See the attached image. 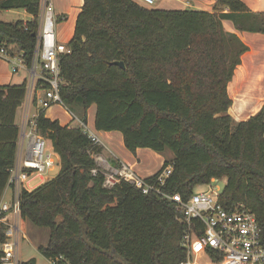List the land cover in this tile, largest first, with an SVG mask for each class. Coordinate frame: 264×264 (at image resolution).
Instances as JSON below:
<instances>
[{"label": "trees", "instance_id": "16d2710c", "mask_svg": "<svg viewBox=\"0 0 264 264\" xmlns=\"http://www.w3.org/2000/svg\"><path fill=\"white\" fill-rule=\"evenodd\" d=\"M212 1V12H205L147 9L133 0H83L67 44L70 53L59 56L60 97L85 123L87 110L95 106V130L119 132L132 154L169 151L172 158L146 178L150 183L171 166L162 188L168 194L186 199L197 186L225 179L221 205L242 204L253 213L264 245V112L240 122L228 114L227 86L248 48L222 26L227 20L238 31L264 35V13L251 12L241 0ZM39 9L40 0H0V11L23 10L32 17L0 21V47L21 55L25 65L35 48ZM25 95L24 82L0 86V201L16 160L15 113ZM35 125L60 160L55 177L19 194L21 224L49 232L47 244L37 249L44 259L53 264L185 260L184 226L171 203L124 182L103 188L102 170L93 159L101 146L77 127L47 119L45 111L38 112Z\"/></svg>", "mask_w": 264, "mask_h": 264}, {"label": "built area", "instance_id": "2783aa9c", "mask_svg": "<svg viewBox=\"0 0 264 264\" xmlns=\"http://www.w3.org/2000/svg\"><path fill=\"white\" fill-rule=\"evenodd\" d=\"M138 5L151 9L159 0H133ZM39 26L35 48L29 65H25L21 55L12 56L0 47V59L7 62L13 75L25 71L27 79L24 104V117L19 127L17 150L26 146V156L19 159L9 171L6 188L10 190V198L0 201V230L3 229V242L0 245L1 264H19V236L24 238L20 225L19 194L21 190L29 191L28 185L38 179L48 181V174L60 168V160L53 151L50 142L36 131L35 119L39 111L54 106L66 110L60 97L63 84L60 78L59 56L69 54L66 44L56 38L57 18L50 0H40ZM41 93L33 96L37 90ZM37 112L31 118V109ZM67 111V110H66ZM68 112V111H67ZM76 127L82 130L94 146H101L95 133L91 132L87 123L68 112ZM97 166L102 170L103 188L113 189L121 182L135 187L142 194L150 193L172 204L176 219L184 226L181 246L186 257L181 264H264V245L261 242V229L256 217L242 204L225 209L220 201V191L211 185L205 190L193 192L188 198L180 194H168L162 190L172 172L167 166L150 183L139 177L132 168L120 164L117 168L105 167L106 162L100 157ZM95 175L97 170H92ZM32 191V190H31ZM4 194V193H3ZM58 260H61L59 258ZM53 264V263H52Z\"/></svg>", "mask_w": 264, "mask_h": 264}, {"label": "crops", "instance_id": "0c3cea01", "mask_svg": "<svg viewBox=\"0 0 264 264\" xmlns=\"http://www.w3.org/2000/svg\"><path fill=\"white\" fill-rule=\"evenodd\" d=\"M241 1L248 7V9L251 12L264 13V0H241ZM50 3L53 6L54 14L55 17L57 18L56 30H55L56 38L60 43L67 45L68 42L73 37L76 19L81 11L83 0H50ZM213 6H214V1L212 0H160L153 9L168 10V11L197 10V11L212 12ZM21 11L23 15L27 17L28 14L23 10ZM0 12H3L0 13V15L2 14V16L10 17L11 15H13L15 10L0 11ZM14 15H16V13H14ZM2 16H0V21L14 22V21H6L5 19L2 18ZM28 17L29 20L25 19L23 22H28L32 20V17L30 15H28ZM58 20H60V22ZM222 26L226 32L235 34L240 39V41L248 48V50L241 55L240 64L234 70L231 82L227 86V93L230 100L232 101V105L228 110V114L236 122L246 121L249 117L254 116L260 110H263L264 112V82L263 85L261 86V90L258 93L257 97L253 95H252L253 97H251V95L248 98L246 97L248 91H250L251 88L250 84L257 81L259 77L261 76L264 77V35L251 34L247 32L238 31L234 27L233 23L227 20L222 21ZM238 75L241 76L242 81H245V86L237 94L233 90V88H229V87L230 84L234 83ZM26 79H27V74L25 71H21L18 75H13L10 71L7 62L0 59V86L20 85L23 82L25 83ZM40 93H41L40 91H37L36 96H38ZM236 103L238 104L237 107H236ZM21 106H23V110H21ZM21 106L16 110L15 113V123L18 125V127L21 126L20 124L24 117L25 106L24 104H22ZM54 107H58L60 110H62V112L66 116L65 121L57 117L50 116L45 111V117L47 119L56 120L59 122L61 126L76 127V124L73 121H71L69 113L64 108L60 106H54ZM32 111H34V113L31 115ZM36 112L37 111L32 108L28 112V115L32 118L36 114ZM95 114H96L95 106L89 107V109L86 112V123L89 130L95 133V135L101 142V147H102L101 154L105 158L103 159L100 156L101 154L99 156L93 157V159L99 166L100 164L96 159L97 157H101L106 162L104 166L109 167L110 169L116 168L113 163V161H115L118 165L125 164L130 168H132L133 171H137L140 162L139 157L141 156V154L153 153L152 155L156 157L158 161L157 163L158 165L156 169H154V171L147 173V175H145V177L142 178L145 179L150 178L158 172L163 162L165 161L163 155H159L154 152L151 153L149 151H144L149 149H137L135 153L132 154L124 147L123 139L121 134H119V132H100L95 130L94 127ZM244 117L247 118H245V120H242ZM24 156H26V146H24L21 150H17L15 164L16 162L19 161V159H21ZM170 157L172 158V156H169L168 158L169 160L171 159ZM56 175H54V177ZM52 176L49 177L48 180L52 179L53 178ZM44 182L45 181L43 180L41 181L39 180L37 183L33 185L32 184L28 185L29 191L35 189ZM6 194H9L8 198H10V190L8 188H5L3 194L4 198ZM31 259H34L35 263L39 264L37 258H31ZM44 261L47 264H52L50 261L46 259H44Z\"/></svg>", "mask_w": 264, "mask_h": 264}, {"label": "rangeland", "instance_id": "374dc122", "mask_svg": "<svg viewBox=\"0 0 264 264\" xmlns=\"http://www.w3.org/2000/svg\"><path fill=\"white\" fill-rule=\"evenodd\" d=\"M157 3H156V5H157ZM0 13H3V12H0ZM14 13H16V15H14ZM14 13L10 17L2 16V14L0 16H2V18L5 19L6 21H16V20L24 21L25 19L29 20L28 15H27V17H25L21 10H18V11L15 10ZM21 110H23V106H21ZM45 111L47 112L48 115L53 116V117H57L63 121H65V119H66V116L64 115L62 110H60L58 107H51ZM33 113H34V111L31 112V115ZM245 118H247V117H244L242 120H245ZM144 151H149L152 153V151H150V150H144ZM152 154L143 153L139 157L140 162H139L138 170L134 171L139 177H145V175H147V173H150V172L154 171V169H156V167L158 165L157 164L158 161H157L156 157ZM100 156L103 159L105 158V157H103L102 154ZM163 156H164L165 160H169L168 158H169V156H172V154L169 151H166L163 154ZM102 158H101V160H103ZM98 163L102 164L101 162H98ZM58 170H59L58 167L55 168L52 172H50L48 174V177H51L52 175H53L52 177H54V175H56L58 173ZM38 181L39 180L36 179L31 184L33 185V184L37 183ZM210 185L212 188H217L219 191H221L225 185V179L211 180ZM202 190H205V188L202 186H197L194 189L195 192H199ZM8 195L9 194H6L4 201H8V199H9ZM20 227H21V229H23L24 238H22V235L20 234V236H19V238H20L19 247H18L19 261H26V260L31 259V258H37L39 261V264H47V263H45V261L41 257V255L38 253L37 248L40 246H44L47 243L48 237H49L48 230L43 229V228H37L28 222L21 224Z\"/></svg>", "mask_w": 264, "mask_h": 264}, {"label": "bare ground", "instance_id": "6f19581e", "mask_svg": "<svg viewBox=\"0 0 264 264\" xmlns=\"http://www.w3.org/2000/svg\"><path fill=\"white\" fill-rule=\"evenodd\" d=\"M245 80V79H244ZM248 81V80H247ZM264 82V77H259V79L255 82H253L252 84H250L251 88L250 91H248L246 97L248 98L250 95L251 97L258 96V93L261 90V86L263 85ZM247 85V83H246ZM245 86V81H242V78L240 75H238V77H236L235 81L233 84H230L229 88H233V90L238 94V92ZM253 95V96H252ZM244 103V102H243ZM241 104V103H240ZM238 106V104L236 103V107ZM249 113V112H248Z\"/></svg>", "mask_w": 264, "mask_h": 264}, {"label": "water", "instance_id": "95a60500", "mask_svg": "<svg viewBox=\"0 0 264 264\" xmlns=\"http://www.w3.org/2000/svg\"><path fill=\"white\" fill-rule=\"evenodd\" d=\"M115 65H118L119 67H123V64L122 63H120V62H116V63H114Z\"/></svg>", "mask_w": 264, "mask_h": 264}, {"label": "clouds", "instance_id": "9594fccd", "mask_svg": "<svg viewBox=\"0 0 264 264\" xmlns=\"http://www.w3.org/2000/svg\"><path fill=\"white\" fill-rule=\"evenodd\" d=\"M152 9V8H151Z\"/></svg>", "mask_w": 264, "mask_h": 264}]
</instances>
